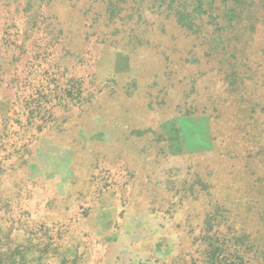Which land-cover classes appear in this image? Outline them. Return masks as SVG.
<instances>
[{
	"label": "rangeland",
	"instance_id": "374dc122",
	"mask_svg": "<svg viewBox=\"0 0 264 264\" xmlns=\"http://www.w3.org/2000/svg\"><path fill=\"white\" fill-rule=\"evenodd\" d=\"M183 8L0 0V264H264V9Z\"/></svg>",
	"mask_w": 264,
	"mask_h": 264
},
{
	"label": "trees",
	"instance_id": "16d2710c",
	"mask_svg": "<svg viewBox=\"0 0 264 264\" xmlns=\"http://www.w3.org/2000/svg\"><path fill=\"white\" fill-rule=\"evenodd\" d=\"M181 5L184 7L183 13L178 16L176 21L180 26L192 30L196 27L195 19H199L205 15L208 16L212 11L217 10L220 12L222 9L223 15H229L232 21H238L239 17H241L239 15L243 12L245 6L248 8L261 6L264 9V0H181ZM239 252V247L233 250L234 259L244 261L243 253L240 254ZM247 263L248 259H246L245 264Z\"/></svg>",
	"mask_w": 264,
	"mask_h": 264
}]
</instances>
